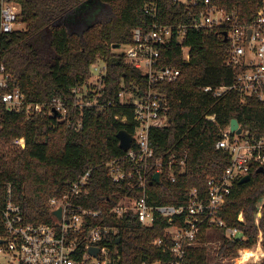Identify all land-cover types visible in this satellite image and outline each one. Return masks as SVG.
Wrapping results in <instances>:
<instances>
[{
    "label": "trees",
    "instance_id": "obj_1",
    "mask_svg": "<svg viewBox=\"0 0 264 264\" xmlns=\"http://www.w3.org/2000/svg\"><path fill=\"white\" fill-rule=\"evenodd\" d=\"M19 8L18 20L23 29L3 33L0 28L1 68L10 77L11 89L20 90L30 103L48 104L61 98L69 114L68 122H59L48 111L27 115L9 112L0 103V208L10 198L22 208L25 221L33 224L52 223L50 201L61 197L69 184L91 172L90 194L80 200L87 209L102 211L95 223L114 225L117 221L105 214L122 195L130 193L126 183H115L107 169L109 161L121 157L118 133L126 130L134 135L133 111L120 104L117 96L124 80L127 86L143 87L146 79L135 67L118 54L114 46L133 43L132 32L138 27L149 28L153 21L160 24L187 23L200 7H187L174 0H5ZM100 5L94 22L85 26L78 20L79 11L88 4ZM227 13H235L241 22H250L260 0H211ZM154 4L155 17L145 12ZM2 0H0L1 25ZM189 48L184 62L183 48ZM228 44L217 30H189L181 43L173 41L161 50L164 65L181 69L176 83L162 84L169 103L170 125L152 130L150 143L153 160L187 156L185 173L176 183L163 176L160 184L150 185L152 200L163 205H180L188 191L198 188L206 192L207 178L221 175L230 163L229 155L216 147L220 130L237 120L251 135H264V102L250 99L242 103L234 91L214 98L199 87L230 86L234 72L224 64ZM102 59L107 62L105 101L111 106L99 110L74 106L71 89L90 78L91 65ZM126 116L127 121L116 120ZM82 121L78 130L76 123ZM25 139V149L15 148L17 139ZM136 197L138 191H133ZM264 197V172H252L251 181L235 185L222 216L230 227H238L247 237L245 243L225 239L220 256L231 260L241 248H251L257 239V206ZM243 212L244 222L238 221ZM264 231V218L260 221ZM0 230L2 222L0 219ZM165 227L157 220L151 227L142 226L132 214L126 216L121 231L110 235L106 244L111 248L114 264H170L168 252L153 246L164 238ZM120 238L119 244H117ZM167 244H170L167 241ZM103 246V244H101ZM254 250H246L247 257ZM188 264H212L207 248L188 251ZM264 264V263H263Z\"/></svg>",
    "mask_w": 264,
    "mask_h": 264
},
{
    "label": "built area",
    "instance_id": "obj_2",
    "mask_svg": "<svg viewBox=\"0 0 264 264\" xmlns=\"http://www.w3.org/2000/svg\"><path fill=\"white\" fill-rule=\"evenodd\" d=\"M177 4L187 7H202L192 14L187 23L160 24L153 21L149 28L138 27L133 30V43L126 46L123 54L126 61L132 64L146 79L141 87L135 83L129 86L123 80L118 100L122 105H128L133 111L134 139L131 148L121 157L109 161L106 169L115 183H126L130 193L122 195L105 214L117 221L114 225L95 223L102 216V211L85 208L80 200L90 194L91 172H87L75 182L69 184L65 193L50 201L52 223L33 224L25 221L22 208L10 198L4 207L0 208L2 230H0V264H114L111 248L105 243L107 238L120 233L127 215L133 217L144 227H151L157 220L164 223V238H157L153 246L168 252L172 257L170 264H188L186 257L189 250L199 247H209L215 231L223 234L225 239L234 243H245L247 237L238 227H230L222 213L232 194L235 185L246 176L252 178V172L264 168V135H251L241 129L240 133L228 127L221 129L218 149L229 155L230 163L221 175L207 178L206 192L198 188L188 191L184 203L180 205H163L155 200L148 190L149 177L159 174L176 183L178 177L185 173L186 157L180 161L176 156L169 158L155 157L150 143L152 130H160L171 123L169 103L166 95L156 89L162 84L176 83L181 76V69L164 65L161 50L173 41L181 43L189 30H217L220 37L228 44L224 64L234 72V80L230 86L199 87L203 92L214 98L222 97L228 91L236 92L242 103L250 99L264 102V0L260 4L250 22H241L235 13H227L211 3V0H174ZM145 12L155 17L157 8L154 4L146 6ZM19 8L14 3L2 0L1 31L12 33L18 26ZM184 62L189 59V48H183ZM103 62L100 68L98 62ZM98 73L91 71L90 78L76 84L71 89L74 106L80 111L86 108L99 110L111 106L105 101L107 62L99 59L91 65ZM11 89L10 77L1 68L0 103L9 112L27 115L40 114L48 111L59 122H68L69 114L66 104L61 98H53L48 104L30 103L18 89ZM116 120L126 122V116L117 115ZM78 130L83 123H76ZM17 148L25 149V139L14 142ZM138 191L140 196L132 194ZM61 211V217L55 215ZM264 218V197L257 206L256 226L258 235L251 248H241L237 257L228 260L220 256V246L213 249L216 253V264H263L264 263V231L260 221ZM239 222H244L241 212ZM239 233L243 237L236 240ZM167 241L170 244H167ZM103 244V246H101ZM98 249L97 254L91 252ZM246 250H254L247 257ZM148 264V263H142ZM161 264V263H154Z\"/></svg>",
    "mask_w": 264,
    "mask_h": 264
},
{
    "label": "rangeland",
    "instance_id": "obj_3",
    "mask_svg": "<svg viewBox=\"0 0 264 264\" xmlns=\"http://www.w3.org/2000/svg\"><path fill=\"white\" fill-rule=\"evenodd\" d=\"M95 4H88L86 5L83 9H81V11H79L78 13V16L76 17L78 20H81V21H85L83 22L85 26H89L91 25L94 20L96 19V14L98 13V10L101 8V4L99 5H96V7H94ZM17 28H20V29H23L24 28V25H22L20 22L17 26ZM126 47L124 46H121L119 47L118 49H115V52L118 53V54H124L126 52ZM99 64V67L101 68L103 66V62H98ZM92 73L94 75H96L98 73V70H95L94 68H92ZM17 148V147H15ZM223 234L219 231H215L214 234L212 235V238H211V241L214 242L210 245V249L211 250H208V252L210 253V257H211V263L212 264H216V253H213V249H215L217 246H220V249L221 247L223 246L222 245H219L220 243L218 241H220V239L222 238Z\"/></svg>",
    "mask_w": 264,
    "mask_h": 264
},
{
    "label": "water",
    "instance_id": "obj_4",
    "mask_svg": "<svg viewBox=\"0 0 264 264\" xmlns=\"http://www.w3.org/2000/svg\"><path fill=\"white\" fill-rule=\"evenodd\" d=\"M120 46H114L113 49H118ZM231 130L232 131H236L237 133H240L241 132V129L239 128V122L237 120H232L231 121ZM119 141H120V149H122L123 151H128L130 148H131V145L133 143V135H131L130 133H128L126 130H122L118 133L117 135ZM264 172V168H260L257 173H263ZM251 181V177L250 176H246L244 178H242L239 182V184L243 185V184H247ZM154 182H157L159 183L160 182V175L157 174L155 177H154V181L150 183V185H153ZM55 215L60 218L61 217V211H56L55 212ZM243 237V234L242 233H239L236 237V240H239L240 238ZM119 241H120V238L118 239L117 241V244H119ZM92 253L94 254H97L98 252V249H92L91 250Z\"/></svg>",
    "mask_w": 264,
    "mask_h": 264
}]
</instances>
